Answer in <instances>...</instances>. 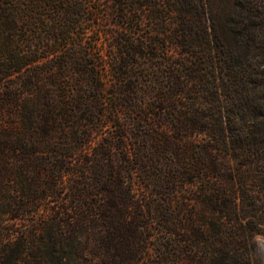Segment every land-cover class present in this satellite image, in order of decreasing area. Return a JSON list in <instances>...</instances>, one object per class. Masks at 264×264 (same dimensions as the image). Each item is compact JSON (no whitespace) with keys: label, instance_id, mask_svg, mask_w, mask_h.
<instances>
[{"label":"trees","instance_id":"16d2710c","mask_svg":"<svg viewBox=\"0 0 264 264\" xmlns=\"http://www.w3.org/2000/svg\"><path fill=\"white\" fill-rule=\"evenodd\" d=\"M86 1L0 0V264H227L230 256L225 253L252 236L257 224L264 225V205L259 204L264 202V122H257L264 116V92L260 109L252 86L258 77L264 84V70L250 73L241 65L234 70L227 61L234 59L231 33L261 32L264 45V0H125L128 8H121L122 17L135 24V32L149 20L185 35L195 29L213 32L221 74L241 83L225 88L253 120L248 126L215 129L214 138L231 137V144L187 143L185 163L170 155L169 164L157 170H148L139 148V173L150 179L157 198L145 195L140 184L136 189L134 162L122 134L112 138L124 153L122 159H107L105 149L103 157L88 164L72 163L75 145L84 146L93 135L88 122L103 117L106 91L100 61L90 57V48H62L77 20L91 10L92 0ZM174 42L192 41L176 35ZM144 44L135 38V48ZM55 47L64 53L63 68L68 66L59 73L50 62L57 59ZM41 61H47V69ZM71 64L90 74L96 100L75 106L67 98L72 107L58 109L53 91L66 95L70 83L65 74ZM217 110L222 116L220 104ZM185 114L193 123L207 115L196 100L189 102ZM153 131L162 143L175 145L163 129ZM11 174L22 193L15 201L7 185ZM235 178L242 183L240 189L233 183L217 184ZM49 194L57 204L47 206L41 220L24 230L7 222L13 213L33 212L25 199ZM221 208L231 217L250 219L245 225H219L214 215Z\"/></svg>","mask_w":264,"mask_h":264},{"label":"rangeland","instance_id":"374dc122","mask_svg":"<svg viewBox=\"0 0 264 264\" xmlns=\"http://www.w3.org/2000/svg\"><path fill=\"white\" fill-rule=\"evenodd\" d=\"M89 3L87 0L86 4ZM91 5V10L77 20L70 41L62 48L71 51L85 45L92 51L90 57L98 59L97 62L100 61L99 65L106 79V91L103 95L104 109L100 121L92 118L88 122L90 128L94 129L93 135L84 146L75 145L77 154L72 163L88 164L90 161L103 157L101 153L105 149L108 153L107 159L112 161L122 159L124 153L112 140L113 136L118 139V135L122 134L125 137L128 153L134 162L136 189H139L140 184L143 186L141 190L145 191V195L157 198L159 197L157 189L150 179H145L144 174L139 173L141 171L138 170L136 159L139 148L146 155L148 170H157V167L169 164L170 155L181 163H185L189 157L187 143L210 140L216 143L226 141L231 144V137L226 140L214 138L216 137L215 129L221 125L239 127L253 123L247 110L235 104L230 89L225 88L236 87L241 83L227 80L221 74L217 63L219 59L214 43V33L210 30L205 33L195 29L187 33L192 41L191 44H177L174 42L176 35L182 38L187 35L172 29L162 30L153 20H149L147 25L135 32V24L131 25L122 17L121 8H128L125 0H92ZM135 38L138 42L144 40L145 48H138V46L135 48ZM229 38L234 59L229 58L227 61H231L230 66L234 70L240 65L250 73L264 70L262 48L264 45L261 32L231 33ZM56 47H60L59 44ZM56 51L58 54L56 61L50 62L54 65L53 71L59 73L68 66L64 65L63 68L62 50ZM46 62L41 61L43 70L48 68ZM72 65L67 68L68 74H65L70 83L66 95L53 91L58 109L72 107V102L69 104L67 98H73L75 106H80L82 100L86 102L96 100L90 74L81 73ZM263 85L259 77L252 85L257 91V100L254 104H257L260 109L263 103ZM249 86L251 87V84H245L244 88ZM191 100L198 101L201 112L207 114L197 123L191 122L185 114L186 106ZM219 104L223 112L222 116L218 110L216 111ZM257 122L258 125L262 124L264 116H261ZM153 128L166 131L175 145L170 147L162 143L156 138ZM200 128L205 131L190 133L193 129ZM139 137H144V140L140 142ZM73 142L75 143V140ZM177 144H182L183 147H178ZM53 146L57 147V144ZM31 157L34 158L35 155ZM52 164L53 161L49 162L50 169L54 165ZM230 164L234 166L233 161H230ZM10 166L15 168L16 160H12ZM12 175L7 185L9 194L15 201L22 197V193H20L17 179ZM199 183H202V179ZM232 183L237 189L242 187L238 178L231 182L220 179L217 181L220 187L226 184L230 187ZM53 199L51 194L46 197L39 195L35 200L26 201L25 199L23 203L32 208L33 212L18 217L13 213L8 216L7 222L24 230L28 225L43 218V210L47 206L57 204L52 201ZM261 203L264 205V202H259ZM249 219L238 215L231 217L224 213L222 208L214 215V221L219 225L238 226L239 223L245 225ZM255 229H257L256 232L252 236L248 235L247 240L237 242L234 251L225 253L230 256V259L226 260L227 264H264V225L257 224Z\"/></svg>","mask_w":264,"mask_h":264}]
</instances>
